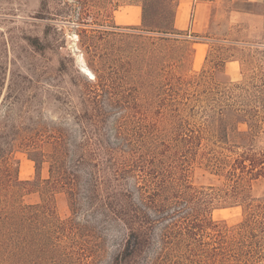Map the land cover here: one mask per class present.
<instances>
[{"label":"trees","instance_id":"obj_1","mask_svg":"<svg viewBox=\"0 0 264 264\" xmlns=\"http://www.w3.org/2000/svg\"><path fill=\"white\" fill-rule=\"evenodd\" d=\"M42 1L77 26L93 80L44 138H3L0 123V264H264V35H248L264 25L211 27L194 70L204 41L175 26L179 0ZM118 2L138 5L140 22L115 24ZM233 207L238 220L213 219Z\"/></svg>","mask_w":264,"mask_h":264},{"label":"rangeland","instance_id":"obj_2","mask_svg":"<svg viewBox=\"0 0 264 264\" xmlns=\"http://www.w3.org/2000/svg\"><path fill=\"white\" fill-rule=\"evenodd\" d=\"M197 1L198 6L193 5L185 21L182 19V24L179 23L186 24L184 29L191 37L204 41L194 44V70H199L204 62L210 43L206 35L211 27L219 33L230 26L232 32L238 33L245 23L264 25V5H245L235 0ZM118 3L113 18L114 22L123 23L115 24L124 26L129 25L124 22L137 21L139 8ZM128 8L134 10L131 15L126 13ZM61 10L53 3L46 6L42 0H0V82L3 83L0 123L3 125V138H44L52 124L67 126L79 106V91L87 84L86 78L93 80V76L82 69L85 67L91 72L87 66L92 64L91 56L81 47L77 26L68 21ZM89 23L84 27L95 26L98 22ZM261 34L264 35L263 28L253 27L248 33L254 39ZM227 72L232 79H239V63L230 62ZM71 127L77 129L76 125ZM15 157L19 162V177L33 176L34 162L28 158L25 149L20 147ZM40 174L47 176L46 162L42 163ZM55 204L61 217L69 215L64 193L55 194ZM240 214L239 207L222 208L214 210L212 217L234 222ZM116 235L114 228L108 230L107 245L111 248L118 242Z\"/></svg>","mask_w":264,"mask_h":264},{"label":"crops","instance_id":"obj_3","mask_svg":"<svg viewBox=\"0 0 264 264\" xmlns=\"http://www.w3.org/2000/svg\"><path fill=\"white\" fill-rule=\"evenodd\" d=\"M198 1L197 0H179L178 6H177V11H176V15H175V26L179 29H184L186 28V24L185 25H179L182 24V19L183 21H185L186 16L189 15V10L192 8V6L194 5L195 7L198 6ZM134 6L135 9L140 7L138 5H128L127 7H132ZM181 7V12L179 11V8ZM115 12L117 10H114ZM132 12H134V10H131V8H128L126 10V13L131 15ZM115 19H116V15H115ZM140 22V11H139V18L137 19V21H130V22H124V24H138ZM115 23H123V22H115ZM228 66V65H227Z\"/></svg>","mask_w":264,"mask_h":264},{"label":"bare ground","instance_id":"obj_4","mask_svg":"<svg viewBox=\"0 0 264 264\" xmlns=\"http://www.w3.org/2000/svg\"><path fill=\"white\" fill-rule=\"evenodd\" d=\"M82 69L86 72V74L90 75L91 77L93 76V74L87 68L83 67Z\"/></svg>","mask_w":264,"mask_h":264}]
</instances>
